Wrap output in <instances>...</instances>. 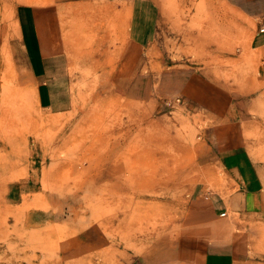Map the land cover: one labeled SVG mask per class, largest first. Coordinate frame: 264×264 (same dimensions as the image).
Instances as JSON below:
<instances>
[{"label":"rangeland","instance_id":"374dc122","mask_svg":"<svg viewBox=\"0 0 264 264\" xmlns=\"http://www.w3.org/2000/svg\"><path fill=\"white\" fill-rule=\"evenodd\" d=\"M48 1L0 0V264H124L170 245L197 190L225 180L203 166L211 158L205 122L182 97L137 98L86 79L93 31L117 27L109 14L121 8L110 5L139 0H95L108 14L100 24ZM156 1L166 19L151 54L158 69L214 63L224 78L252 69L253 29L229 20L225 0ZM130 10L123 7L125 20ZM37 13L44 53L55 46L79 80L36 81L25 45L31 52ZM253 237L254 260L264 262V225Z\"/></svg>","mask_w":264,"mask_h":264},{"label":"crops","instance_id":"0c3cea01","mask_svg":"<svg viewBox=\"0 0 264 264\" xmlns=\"http://www.w3.org/2000/svg\"><path fill=\"white\" fill-rule=\"evenodd\" d=\"M94 1L48 2L68 6V14L74 15L75 20L81 19L80 22L93 13L100 24L103 14L104 19L108 14L99 11L101 4H93ZM224 3L237 13L229 14V20L239 21L236 20L239 18L249 22L253 29V67L239 78L220 76L221 68L214 63L208 66L180 64L178 68L171 65L169 71L158 69L160 65L155 64L151 54L158 47L160 25L166 19L161 18L156 0L112 4L110 6L121 8L113 11L115 13L109 11L117 24L115 32L101 35V26L93 31L97 32L98 41L95 40L90 60L92 75L86 79L99 81V86L121 88L137 98L175 97L168 101L170 103L178 98L181 101L182 97L205 122L203 141L211 158L206 159L203 166L211 165L220 170L225 180L224 185L216 186L214 176L211 189L202 185L197 190L188 202L179 222L178 235L170 245L153 253L132 256L130 261H123L124 264H254V259L260 256L253 252V229L264 225V31H261L264 0H225ZM127 6L131 10L125 20L122 12ZM43 18L44 13L42 22L39 13L35 15V42L31 44V52L25 45L36 81L51 88L66 76L70 80L80 78L77 74L72 78L70 68L68 74L64 64H69L71 59L55 53V46L49 42L50 54L44 53ZM164 35L166 38L165 31ZM145 55L148 59L141 60ZM201 178L202 182L207 181V176Z\"/></svg>","mask_w":264,"mask_h":264},{"label":"built area","instance_id":"2783aa9c","mask_svg":"<svg viewBox=\"0 0 264 264\" xmlns=\"http://www.w3.org/2000/svg\"><path fill=\"white\" fill-rule=\"evenodd\" d=\"M261 31H264V27L261 29ZM177 101H180V99L178 98ZM224 214H225V213H223V215H224Z\"/></svg>","mask_w":264,"mask_h":264}]
</instances>
